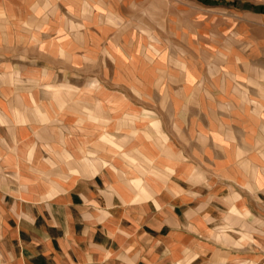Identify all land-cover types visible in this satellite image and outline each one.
Segmentation results:
<instances>
[{
    "label": "crops",
    "instance_id": "0c3cea01",
    "mask_svg": "<svg viewBox=\"0 0 264 264\" xmlns=\"http://www.w3.org/2000/svg\"><path fill=\"white\" fill-rule=\"evenodd\" d=\"M43 1L0 0V264H264V0ZM22 38L116 67L63 98Z\"/></svg>",
    "mask_w": 264,
    "mask_h": 264
},
{
    "label": "rangeland",
    "instance_id": "374dc122",
    "mask_svg": "<svg viewBox=\"0 0 264 264\" xmlns=\"http://www.w3.org/2000/svg\"><path fill=\"white\" fill-rule=\"evenodd\" d=\"M11 3L14 5V11L22 10L21 13H23L26 10V7L24 5V3L22 2V0H10ZM56 5V14L57 16L59 15L58 12L64 14L65 19H67L68 24L64 25L65 29L67 30L66 33L69 35L70 33L77 35V31L75 30H71L70 28H74V25H71L73 22V19H76L75 17L71 16V14L67 13V9H65L64 7L60 8V2H55ZM43 9H44V14L45 16H43V18H41L39 21H30V25L29 28L32 27H39L40 25H44L45 29L47 26H54V24L57 22V25L59 23V20L57 18V16L54 14L53 10H55V6H53V3H51L49 0H45L43 1ZM53 12V13H52ZM206 17L209 16H213L212 13H206L205 15ZM227 24V25H226ZM226 24H224L225 27H228L230 25L229 22H226ZM23 27V26H22ZM24 28V27H23ZM28 28V27H26ZM206 34V40L208 43V48L209 50L215 49L219 43V39L214 38V36L211 35V33L214 35V30H215V25L213 22H207L205 23V28H203ZM144 30V29H143ZM42 40H44L45 42H48L52 39H60V37L58 38L56 33H52L50 31H48L47 33H42ZM86 35L82 32L78 33V40H87L85 39ZM23 39L22 40H18L21 42H17V43H13L10 47L6 48L1 46V50L3 52H8L9 54H13V55H22V54H26L29 55V58L31 59H37V60H43L46 62L51 63V65L56 67V76L57 77H52L53 80L57 81L56 85H49L48 89L50 90H55V92L58 94H62L63 98H75V88H80L83 86L80 81H76L77 78H84L83 76L88 75V74H93V73H97L100 76H103V72L104 70L107 69V74L111 75L113 73V71L115 70L116 67V63L114 62V60L109 57L108 55H105V53L102 52L103 48H104V42L103 40H101L99 42V48L97 49V53L95 56V63L94 64H90L89 62H84V61H80L77 64H72L70 62L65 61L63 58L59 57V53H57V55H54L53 53L49 52V51H45V50H41L39 46H37L34 42H32L31 45H29L30 47L23 45ZM205 40V39H204ZM17 41V39H16ZM201 42V41H200ZM26 43V40H25ZM204 44V43H203ZM203 44H200V47H203ZM213 61L210 58V62ZM64 67V69H62ZM17 70L19 71L18 73L21 76H25L24 72H23V67L17 66ZM36 71L41 70V68L35 69ZM68 72V75H74L76 79H74L73 76L72 79L68 81L67 84H61L63 82V72ZM16 75H18L17 71H14ZM51 78V76H50ZM54 83V82H53Z\"/></svg>",
    "mask_w": 264,
    "mask_h": 264
}]
</instances>
